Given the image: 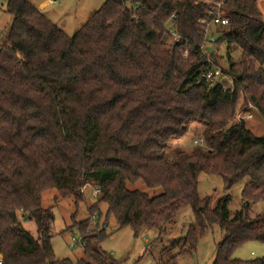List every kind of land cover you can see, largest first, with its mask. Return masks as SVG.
<instances>
[{"label":"trees","instance_id":"trees-1","mask_svg":"<svg viewBox=\"0 0 264 264\" xmlns=\"http://www.w3.org/2000/svg\"><path fill=\"white\" fill-rule=\"evenodd\" d=\"M225 5L228 24L217 26L221 36L213 44L224 46L223 72L233 78L226 87L197 79L203 63H197V45L204 39L199 20L211 19L205 3L105 0L68 36L28 0H5L12 22L0 37L3 264H117L97 247L106 224L86 232L101 202L119 230L130 227L137 236L156 229L160 241L189 206L194 221L181 244H170L177 254L192 249L216 223L223 238L212 264H264V257H232L246 242L264 244V214L249 215L253 203L264 201V135L243 120L231 122L239 99L241 109L250 104L264 121V14L258 0ZM172 13L179 41L167 43L163 24ZM218 52L210 55L216 64ZM195 125L203 143L186 150L178 140ZM200 172L224 182L214 207L198 195ZM243 179V205L231 214L227 191ZM138 181L158 192L128 187ZM87 184L98 189L96 203L88 219L73 226L84 256L56 259L54 215L42 207L41 194L55 189L77 203ZM27 221L34 222L36 236L24 227ZM177 254L160 264H175Z\"/></svg>","mask_w":264,"mask_h":264},{"label":"rangeland","instance_id":"rangeland-1","mask_svg":"<svg viewBox=\"0 0 264 264\" xmlns=\"http://www.w3.org/2000/svg\"><path fill=\"white\" fill-rule=\"evenodd\" d=\"M43 0H30L38 4ZM105 0H56L48 4L46 14L57 24H66L64 28L66 34H74L86 18L97 10ZM5 2V0H4ZM261 12L264 14V0H258ZM228 9V8H227ZM230 9V8H229ZM11 16L5 11L0 13V30L8 29L11 24ZM217 26H210V33L214 35V40H218L221 34ZM166 34V32H165ZM3 35V32H2ZM2 42V40H0ZM165 42L173 43L172 38L166 34ZM2 44V43H0ZM214 47L219 50L215 60L221 66H227L224 46ZM187 50H185V55ZM21 56V55H19ZM22 59V56L20 57ZM197 63H199L197 61ZM28 63L24 61V65ZM216 79L221 81L224 87L229 86L232 79L230 75ZM215 81V80H213ZM241 99L236 105L235 121H244L243 123L254 133L264 135V121L253 110L249 104L246 108L241 109ZM196 125L191 128L183 139H179L178 144L184 149H189L197 144H202V136L196 130ZM246 179L236 183L227 193L230 195L228 209L232 214L239 209L242 204V188ZM130 189H138L147 192L149 195L155 194L158 190L149 189L142 182L138 181L133 185H128ZM197 192L200 198L208 197L210 207H214L218 199L225 193L224 182L218 175L200 172L197 178ZM83 199L74 202L73 198H62L55 189H48L41 194V205L44 208H51L54 215L52 223V237L50 240L56 259H70L75 261L84 256L83 249L78 244L80 232L73 228H79L80 223L89 217V208L96 203L94 187L87 184L82 189ZM264 214V201L260 200L251 205L250 217ZM94 219L90 221L86 232L90 235L99 232V226L103 227L106 237L97 245L117 264H160L166 261L179 251L178 247H171L174 241L183 242L187 227L193 223L194 215L189 206L180 209L173 221L167 226V234L158 240L156 229L142 230L137 236L130 227L117 228V222L113 214H108L107 205L103 202L98 204L97 210L93 213ZM75 224V225H74ZM24 227L36 236V227L33 221L23 223ZM97 225V226H96ZM97 227V228H96ZM86 229V228H85ZM91 231V232H90ZM84 233V232H83ZM223 238V231L218 224H212L208 230L200 237L192 249L176 256L175 264H212L216 255L217 244ZM233 258L241 261H249L264 257V244L249 241L239 246L232 255ZM171 264V263H170Z\"/></svg>","mask_w":264,"mask_h":264},{"label":"built area","instance_id":"built-area-1","mask_svg":"<svg viewBox=\"0 0 264 264\" xmlns=\"http://www.w3.org/2000/svg\"><path fill=\"white\" fill-rule=\"evenodd\" d=\"M194 4L205 3L207 8V15L211 16V19L208 21L206 19H200L199 22L203 25V34L204 39L202 43L197 45V50L199 53L198 62L203 61L202 65L198 68L197 79L198 81L210 82L215 79H222L220 77H224L225 73L223 72L222 66L216 64L214 60L210 57L211 53L215 50L214 47V35L210 33V26H218V25H227L228 19L224 16V12L227 9L225 5V0H193ZM4 0H0V13L4 11ZM134 7H138L135 5ZM176 18L175 13L170 15L168 22L164 23V29L167 34L172 38L173 41H179V35L177 33L176 27L173 24V20ZM2 36V31L0 30V37ZM1 40V38H0ZM0 43H2L0 41ZM5 46H8L6 44ZM2 48V44H0V50ZM19 56V54H18ZM229 76L228 74H226ZM230 82L233 81V78ZM98 192V189H94V195ZM78 244L82 246L81 237H79ZM0 264H3V256L0 253Z\"/></svg>","mask_w":264,"mask_h":264},{"label":"crops","instance_id":"crops-1","mask_svg":"<svg viewBox=\"0 0 264 264\" xmlns=\"http://www.w3.org/2000/svg\"><path fill=\"white\" fill-rule=\"evenodd\" d=\"M29 2H30V0H28ZM52 1H54V2H56V0H43L42 2H39L38 4H34V3H32V4H34V5H36L39 9H41V10H43L44 12H46V8L48 7V4L49 3H51ZM47 13V12H46ZM48 15V14H47ZM49 16V15H48ZM50 17V16H49ZM50 19H51V17H50ZM52 20V19H51ZM53 21V20H52ZM59 25V24H58ZM59 26H61L63 29L64 28H66L67 27V25L66 24H61V25H59Z\"/></svg>","mask_w":264,"mask_h":264}]
</instances>
